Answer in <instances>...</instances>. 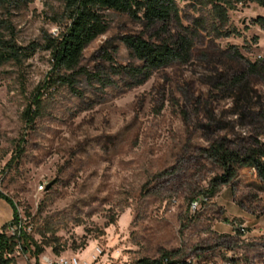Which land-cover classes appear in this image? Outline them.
I'll use <instances>...</instances> for the list:
<instances>
[{
	"label": "rangeland",
	"instance_id": "374dc122",
	"mask_svg": "<svg viewBox=\"0 0 264 264\" xmlns=\"http://www.w3.org/2000/svg\"><path fill=\"white\" fill-rule=\"evenodd\" d=\"M258 16V0H178L166 28L108 10V30L75 72L61 73L72 85L56 79L46 50L0 60V190L44 247L40 255L59 248L92 264H131L171 251L193 264H264L256 173L240 167L214 196L203 195L222 172L210 144L227 137L235 146L264 123ZM63 17L62 0H5L0 46L41 42ZM132 34L155 43L186 35L191 55L143 81L127 71L142 66L123 40ZM34 94L41 114L28 124L23 112ZM201 196L202 209L192 212ZM13 214L0 198V228ZM16 256L17 264H36L33 250Z\"/></svg>",
	"mask_w": 264,
	"mask_h": 264
},
{
	"label": "trees",
	"instance_id": "16d2710c",
	"mask_svg": "<svg viewBox=\"0 0 264 264\" xmlns=\"http://www.w3.org/2000/svg\"><path fill=\"white\" fill-rule=\"evenodd\" d=\"M64 4L63 23L56 34L45 32L41 42H32L27 47L15 43L3 42L0 46V60L21 61L30 57L38 49L46 50L51 55L52 73L56 79L61 78L63 83L72 85L70 75H61L62 72H75L80 66L85 48L99 35L108 30L106 11L126 13L142 23L153 26L161 24L166 28L174 15L177 14L178 0H62ZM5 0H0V4ZM264 5V0H258ZM256 23L264 27V16H258ZM124 43L132 55L142 61V66L127 69L133 76L143 75V81L151 76L155 69L169 66L172 62L188 61L192 43L186 35H179L176 40H163L155 43L145 39L142 35H125ZM1 42V41H0ZM258 65L249 64L250 71L257 72ZM118 72H123L118 70ZM55 80V78H54ZM141 81V82H143ZM241 82L237 79L235 85ZM39 90V89H38ZM42 102L40 96L33 95L32 100L23 112L25 121L30 124L40 116ZM211 158L222 170L221 174L212 179L210 187L203 195L214 196L220 185L229 183L236 177L240 167L251 168L262 181L264 189V123L257 128V132L248 138L238 140L237 145H231L227 137L218 138L206 149ZM204 196L195 198L194 201L204 202ZM0 198L11 202L14 214L9 225L0 228V264H17L16 253L32 251L39 264L40 254L44 247L23 227V219L18 205L9 195L0 190ZM202 209V208H201ZM21 225L20 234H10L5 227ZM34 248V249H32ZM57 254L61 253L55 248ZM131 264H193L191 261L176 258L175 252H165L158 258L142 257ZM201 264V263H199Z\"/></svg>",
	"mask_w": 264,
	"mask_h": 264
},
{
	"label": "built area",
	"instance_id": "2783aa9c",
	"mask_svg": "<svg viewBox=\"0 0 264 264\" xmlns=\"http://www.w3.org/2000/svg\"><path fill=\"white\" fill-rule=\"evenodd\" d=\"M40 188H44V185H40ZM205 200V199H204ZM203 207V203L200 201H194L191 204L192 212H197ZM21 225H11L10 230L13 235L20 234ZM39 264H92L91 261L86 259H80L77 254L66 253H45L40 256ZM231 264V263H229Z\"/></svg>",
	"mask_w": 264,
	"mask_h": 264
},
{
	"label": "crops",
	"instance_id": "0c3cea01",
	"mask_svg": "<svg viewBox=\"0 0 264 264\" xmlns=\"http://www.w3.org/2000/svg\"><path fill=\"white\" fill-rule=\"evenodd\" d=\"M251 169V168H250ZM252 170V169H251Z\"/></svg>",
	"mask_w": 264,
	"mask_h": 264
}]
</instances>
